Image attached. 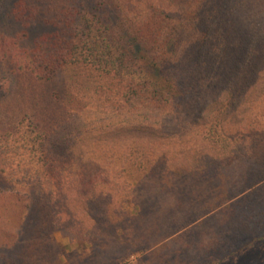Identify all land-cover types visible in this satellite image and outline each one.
Returning a JSON list of instances; mask_svg holds the SVG:
<instances>
[{
  "label": "rangeland",
  "instance_id": "1",
  "mask_svg": "<svg viewBox=\"0 0 264 264\" xmlns=\"http://www.w3.org/2000/svg\"><path fill=\"white\" fill-rule=\"evenodd\" d=\"M21 1L26 6L39 3L0 0V134L32 108L39 114L47 108L62 117L63 110L72 107L66 97H53L62 93L63 81L40 83L27 55L39 38L56 30L40 18L52 17L70 2L43 0L39 19L29 20L20 12L16 15ZM263 86L264 72L243 97L235 93L228 117L222 116L226 131H247L257 148L247 159L243 141L239 143L236 160L222 169L221 183L187 181L184 162L189 151L196 155L195 145L202 146L198 134L217 136L211 119L226 110L225 103L204 110L197 123L193 112L200 107L178 113L144 103L137 106V126H131V132L117 133L106 120L95 121L91 131L72 142L70 153L49 156L58 202H49L45 190L38 197L30 182L44 165L27 176L15 165L0 171V264H264V215H254L264 204V175L259 172L264 162ZM212 93L204 91L207 99ZM99 97L93 101L101 106ZM91 110L97 113L88 118L100 116ZM58 123L67 126L55 131L54 148L76 122ZM106 169L105 177L84 194L86 177ZM108 176L112 186L104 182ZM204 184L209 196L202 191ZM207 197L217 205L207 208ZM234 204L242 211L230 212Z\"/></svg>",
  "mask_w": 264,
  "mask_h": 264
},
{
  "label": "trees",
  "instance_id": "2",
  "mask_svg": "<svg viewBox=\"0 0 264 264\" xmlns=\"http://www.w3.org/2000/svg\"><path fill=\"white\" fill-rule=\"evenodd\" d=\"M37 2L26 6L21 1L16 15L39 19V5L44 1ZM69 2L68 7L52 17L40 18L52 23L56 30L39 38L27 55L28 65L33 67L31 71L40 83L63 81L62 93H54L53 97H66L72 101V107L65 108L62 117L47 108L41 114L35 108L25 111L20 121L0 134V171L15 165L27 176L31 169L44 165L42 173L35 170L37 175H31L30 182L38 197L45 190L50 195L49 202H58L50 154L54 157L56 153H70L72 142L91 131L89 125L95 121L106 120L107 126L115 127L117 133L131 132V126H137V106L142 103L178 113L200 107L201 111L193 112V123L199 122L204 110L225 103L226 110L213 114L211 119V130L214 128L217 136L198 134L202 146L195 145L196 155L192 151L187 155L184 165L189 182L221 183L222 169L236 160L241 146L245 148V158L254 157L257 141L251 140L247 131H226L222 116L228 117L235 93L243 97L264 72V0ZM15 42L12 46L18 45ZM250 74L255 77L253 81ZM66 85L72 88L65 90ZM204 91L213 93L207 99ZM129 93L131 96L125 98ZM99 94L101 106L93 101ZM91 109H97L100 116L88 118L97 113ZM60 120L76 123L62 133L54 148L55 131L67 126L60 125ZM71 133L72 138L68 137ZM260 164L259 172L264 175V162ZM107 172L106 169L86 177L84 194L90 184L95 187ZM11 180L18 184L17 178ZM104 182L113 185L111 178ZM202 191L209 196L205 184ZM204 205L208 208L217 204L207 197ZM232 206L230 212L242 211V206ZM250 206L247 207L251 210ZM259 214L264 215V204L254 213Z\"/></svg>",
  "mask_w": 264,
  "mask_h": 264
}]
</instances>
